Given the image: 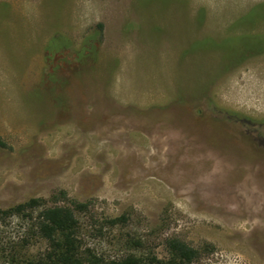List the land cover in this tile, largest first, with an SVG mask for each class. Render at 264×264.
Instances as JSON below:
<instances>
[{"label": "rangeland", "instance_id": "374dc122", "mask_svg": "<svg viewBox=\"0 0 264 264\" xmlns=\"http://www.w3.org/2000/svg\"><path fill=\"white\" fill-rule=\"evenodd\" d=\"M263 4L0 0V211L40 203L0 215L20 256L49 264L32 235L62 205L88 257L264 264Z\"/></svg>", "mask_w": 264, "mask_h": 264}, {"label": "trees", "instance_id": "16d2710c", "mask_svg": "<svg viewBox=\"0 0 264 264\" xmlns=\"http://www.w3.org/2000/svg\"><path fill=\"white\" fill-rule=\"evenodd\" d=\"M39 207L38 200L30 199L23 204L0 211V215L10 220L13 212H18L23 208L36 209ZM36 220V231L32 238L36 239L40 247L39 252L33 257L35 261L45 260L49 264H183L190 263L197 257L194 247L177 238L166 242L168 258H158L154 254L128 255L121 259L107 261L95 256L88 257L83 254L79 225L70 209L62 205L44 207L40 209ZM29 238L30 236L27 240H22V237L15 239L6 231V226L0 224V246L10 245L11 249L14 247L12 252L9 251L4 257L8 264L9 262L10 264H34L31 257L29 261H26V258L20 256L18 251L19 247L24 248L27 243L29 244ZM135 247L138 248V246ZM25 255L28 256L26 251Z\"/></svg>", "mask_w": 264, "mask_h": 264}, {"label": "flooded vegetation", "instance_id": "af4514ba", "mask_svg": "<svg viewBox=\"0 0 264 264\" xmlns=\"http://www.w3.org/2000/svg\"><path fill=\"white\" fill-rule=\"evenodd\" d=\"M258 7H261L264 9V4L259 5ZM261 16H259V17H261ZM245 17L246 18H244V19H248L249 17L255 18L257 16L253 15V14H249V15H246ZM246 48L251 49L253 51H256L257 53L264 52V34H262V35H251V37H249L247 42H246Z\"/></svg>", "mask_w": 264, "mask_h": 264}]
</instances>
